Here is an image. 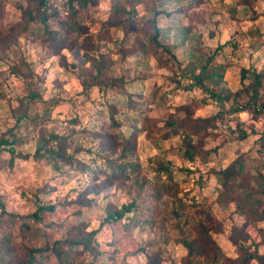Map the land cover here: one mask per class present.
<instances>
[{
	"label": "rangeland",
	"instance_id": "rangeland-1",
	"mask_svg": "<svg viewBox=\"0 0 264 264\" xmlns=\"http://www.w3.org/2000/svg\"><path fill=\"white\" fill-rule=\"evenodd\" d=\"M45 1L49 8H42L54 11L58 19L70 12L67 0ZM116 1L82 0L89 32L78 41L91 35L94 43L68 45L56 53L41 35L40 24H32L33 30L18 36L4 34L20 20L22 9L33 4L0 0V236L36 246L60 241L63 249L83 250L80 264H185L188 251L175 230L182 220L172 214L182 205L184 211L194 213L189 226L193 235L198 236L194 222L201 223L220 249L199 259L192 256L188 263L235 264L241 251L231 239L236 237L249 253L259 256L250 264H264V219L247 223V241L235 230L245 222L235 202L238 194L257 191L264 198V0L124 2L125 7H137L140 16L146 13L147 2L158 9L159 40L172 52L159 49L160 59L135 45V21L125 29L123 25L111 27L112 40L98 42ZM63 9L67 12H60ZM101 53L106 54L105 60ZM209 58L225 70L220 82L204 79L216 95L192 78ZM99 67L113 81L104 89L96 79ZM256 73H262L261 83L255 81ZM123 91L131 93L133 101L129 103L131 97ZM112 112L125 123L114 128L121 136L132 131L127 119L148 117L134 150L123 158L137 162L140 168L128 179L117 181L108 178L107 168L110 160H117L123 143L107 132L97 139L91 134L110 120ZM217 113L222 114L216 125L192 138L174 129L165 137L168 120L189 123ZM73 128L80 134L72 136L67 152L89 165L88 169L67 171L64 166V173L57 172L45 158L34 155L51 133L67 135ZM188 142L195 149L191 159L184 155ZM237 160L241 172H231ZM155 161H170L179 184L181 198L163 195L162 206L160 184L166 179L155 170ZM225 180L231 191L223 198L220 189ZM194 199L204 203L196 213L195 206L182 203ZM130 202L136 203L143 219L157 220L161 208L169 211V218L159 226L106 220V207ZM48 205L54 208H41ZM3 209L8 213L3 214ZM36 210L42 221L25 220L37 228L38 236L27 242L21 233L22 216ZM259 212L264 215V204ZM71 238L77 245L63 244ZM37 257V264H60L55 255L39 253ZM12 262L16 263L13 257Z\"/></svg>",
	"mask_w": 264,
	"mask_h": 264
},
{
	"label": "trees",
	"instance_id": "trees-1",
	"mask_svg": "<svg viewBox=\"0 0 264 264\" xmlns=\"http://www.w3.org/2000/svg\"><path fill=\"white\" fill-rule=\"evenodd\" d=\"M33 6L31 8H23L20 20L13 24L12 28L7 30L4 34H11L13 36H18L20 32L30 30L32 24H40L43 26V31L41 35L44 39H47L54 46V50L56 53H61L65 48L70 47L71 45H80L82 42H87L88 45L94 43V39L91 35H85L84 41L79 42V36L83 34H87L89 32L88 25L85 24V18L82 15V0H77V4H72V0H67L70 2L69 10L67 17L65 19H58L57 14L52 11L48 12L44 10L43 6L46 5L45 0H29ZM92 3L96 0H90ZM133 0H117L115 3L111 5L110 16L106 20V27L101 29L97 40L100 39H110L111 36V27H117L123 25L125 26L130 21H135L137 27L133 30L132 35L134 38V43L143 53L153 52L159 59L162 55H159V49H163L166 53L172 54L171 50L168 46L163 45L160 40V31L161 29L158 26L156 15L159 12L158 9L154 6L152 2L146 3V13L143 16H140L137 7L134 5H130L129 7L124 6V2H130ZM49 8V7H47ZM56 19L55 24H52L51 19ZM31 30H33L31 28ZM0 34L2 32L0 31ZM125 42L121 47L124 48ZM70 45V46H68ZM96 47L97 44H96ZM97 48H92V50ZM102 58L105 60L106 54L101 53ZM214 59L209 58L208 64L203 66L199 73L192 74V78L195 80V84H199L209 90L210 93L216 95V91L213 89L214 87H210L205 85L204 79L215 80L220 82L223 78V74L225 70L220 69L219 65L213 63ZM106 69V68H105ZM105 70H101L100 67L97 69L96 79H99V88L104 89L107 84L113 82L112 80L106 79ZM262 73L255 74V81L261 83ZM117 80V79H116ZM125 94L130 96L131 98L128 100L133 101L132 94L123 91ZM218 92V91H217ZM219 94V92H218ZM220 98V95H219ZM254 101H257V90L254 89V95L252 96ZM127 104L129 107L130 104ZM264 104H262L263 106ZM222 113H217L216 115L201 117L198 119H190L189 123H185L184 121H174L168 120L167 123V131L165 133V137L171 136V130L174 129L176 132L185 133L186 137L192 138L197 135L201 130L207 129L209 127L216 125V120L221 117ZM109 121L104 120L100 129L91 131V134L94 136V139L102 137L104 132H107L112 137H116L119 139L123 145L120 147V155L117 160L109 161L108 170V178L113 179L115 181L120 179H128L130 177V173H134L140 168V165L134 161H124L125 154L129 151L134 150L133 144L137 141V137L140 132L143 130V123L148 120V117H144L143 119H139L137 117H131L127 119L131 121L129 124L132 126V131L127 136H121L117 131L114 130L116 127L122 126V121H118L115 117L114 112L109 115ZM141 122V123H140ZM142 124V125H139ZM79 130L73 128L70 133L67 135H58L55 133H51L49 138H44L43 145L38 147L34 155L38 158H45L48 162L51 163L54 171L64 173V166H67V171L74 170L77 171L79 169H88L89 165L78 161L73 153L67 152V144L70 140H72V136L79 135ZM244 134L243 136H245ZM6 144L10 143L7 140H4ZM2 141L0 142V144ZM10 152L15 156V152L13 149H9ZM195 149L191 145L190 142L187 143L184 155L188 158H193ZM158 174H165V179L163 183L160 184L161 195L159 200L161 201V206L163 204V195L172 196L177 199L181 197L178 196L179 184L174 179V168L171 165L170 161L159 162L155 161ZM242 165L240 160H237L232 168L231 172L240 173ZM93 170V169H92ZM228 176V175H227ZM226 176V177H227ZM231 189L228 187V182L225 180L223 183V188L220 189V197H225L227 192H230ZM86 200H90L86 198ZM237 204V209L240 214L244 216L245 222L241 225L242 228L236 227L235 230L240 234V236L247 241L249 239V234L246 231L247 223L256 224L258 221L264 219V215L259 212V208L264 204L263 196L257 191H244L238 194L237 199L235 200ZM182 203H187L196 207L195 213L198 209L203 206L202 201L193 200V201H183ZM42 209H53V205L43 206ZM138 207L136 203L130 202L126 204H122L120 207H106V220H116V219H127L131 225L138 226L140 224H151L161 225L164 220L169 218V211L166 208H161V210L157 213V220L143 219L140 215H138ZM8 213L3 209V214ZM210 213V212H209ZM177 218L182 220L178 221L176 224L175 230H177L178 241L182 243L188 251V254L183 258L185 264H190V257H195L199 259L202 256H206L208 251L217 250L220 251L219 246L215 242V240L209 235L206 227H204L201 223H196L193 225L195 230L198 232V236H194L193 233L189 230L190 224L193 223L194 213H187L182 208V205H179L175 211L172 212ZM23 222L21 224V233L23 236L27 238V242L32 238L38 236L37 228L28 223L25 218H32L34 222L42 221V215L39 210L34 211L29 215L22 216ZM206 230V231H205ZM262 240L264 241V229H262ZM234 233V232H233ZM238 246H240V256L234 260L235 264H250L254 258H258L259 256L255 253H249L246 250V247L240 243V240L236 237L231 238ZM60 241H55L52 245L48 243H44L43 245L36 246L24 242H17L11 236H0V264H13V259L16 260L15 264H37L39 253H46L47 256L55 255L60 261V264H66L73 260H76L78 264L81 263L80 258L83 250H73L72 248L63 249L59 247ZM63 244L67 246H71L76 244L77 241L74 239L64 240ZM15 252L14 256L13 253ZM20 252V253H19ZM20 254V255H19Z\"/></svg>",
	"mask_w": 264,
	"mask_h": 264
},
{
	"label": "built area",
	"instance_id": "built-area-1",
	"mask_svg": "<svg viewBox=\"0 0 264 264\" xmlns=\"http://www.w3.org/2000/svg\"><path fill=\"white\" fill-rule=\"evenodd\" d=\"M55 6L57 7V9L60 10V6H58V4H55ZM60 12H67L66 9H63V11H60Z\"/></svg>",
	"mask_w": 264,
	"mask_h": 264
}]
</instances>
